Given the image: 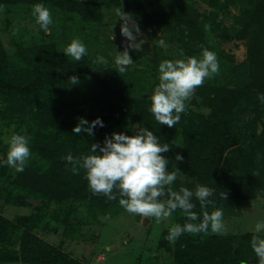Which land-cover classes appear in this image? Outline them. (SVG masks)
<instances>
[{
  "label": "trees",
  "instance_id": "trees-1",
  "mask_svg": "<svg viewBox=\"0 0 264 264\" xmlns=\"http://www.w3.org/2000/svg\"><path fill=\"white\" fill-rule=\"evenodd\" d=\"M204 2L211 10L202 13L194 0H0L9 19L3 30L11 31L13 41L8 49L0 36V119L6 120V127L15 126L14 133L31 137V157L23 171L6 165L8 145L0 139V198L14 207H34L31 200L40 201L35 206L38 214L21 217L16 224L0 214V241L10 227L12 232L24 228L32 235L37 230L54 232L60 222L65 227L64 238L78 243L85 225L98 224L100 217L124 209L118 193L116 200L93 195L85 170L73 174L64 159L69 154H91V145H103L105 137L113 132L132 135L148 128L161 144L168 143V167L180 168L184 176L183 181L174 182L173 189L187 187L194 191L197 185L213 188L215 204L207 208L209 213L216 209L231 213V206L238 202L264 199V103L258 99V94H264V0ZM35 4L51 11L50 31L45 33L40 28L37 38L23 26L10 30L14 14L10 9H33ZM231 5L239 6L237 16H230ZM117 9L138 22L150 39L155 36L158 41L161 32L168 48L175 46L173 53L163 56V49L154 44L157 74L130 66L119 73L115 55L108 53L114 45L99 44L105 11H113L119 18ZM224 13L225 19L234 20L230 26L219 20ZM20 29L26 32L17 34ZM73 38L82 40L88 49V55L80 61L63 53ZM217 38L243 41L246 61L235 64L218 49ZM201 46L214 52L220 65L219 73L206 79L193 96L194 105L201 98L205 109L182 113L173 128L159 124L150 112V97L159 83V64L165 59L183 58L181 50L185 56L202 58ZM92 47L97 48L95 52ZM96 54L108 63L95 62ZM73 75L79 83L92 86L89 94L94 97L80 101L98 103L99 111L79 108L80 102L68 97V77ZM81 117L89 123L99 117L105 126H97L93 136L76 135L73 129ZM178 133L183 139L181 145L175 142ZM177 153L183 161L175 160ZM222 192L227 193L226 200L221 198ZM193 203L202 218L199 201L193 198ZM173 214L175 224L188 222L181 210ZM168 232L162 233L158 249L173 256L172 264H259L251 248L253 233L220 236L209 229L207 234L185 233L172 245L165 239ZM35 242L23 240L21 256L0 248V264H84L79 259L69 260L53 245Z\"/></svg>",
  "mask_w": 264,
  "mask_h": 264
},
{
  "label": "clouds",
  "instance_id": "clouds-1",
  "mask_svg": "<svg viewBox=\"0 0 264 264\" xmlns=\"http://www.w3.org/2000/svg\"><path fill=\"white\" fill-rule=\"evenodd\" d=\"M117 14L122 21L121 35L127 40L124 50L117 52L115 56L116 71L123 73L134 62L129 50L138 49L135 41L141 34V29L130 15L120 9H117ZM32 15L45 33L50 31L53 17L47 7L35 4ZM209 27L206 25V28ZM157 45L165 51L169 47L163 39L158 40ZM63 53L74 61H80L88 55V49L82 40L73 38ZM179 55L183 58L165 59L159 64V83L150 97V112L159 124L169 128L179 123L181 114L187 109V102L195 95L197 88L203 86L206 79L217 75L220 69L217 55L207 48H203L202 58L185 56L183 50ZM95 62L108 63L104 56L99 55ZM68 79L71 85L79 83V78L75 75ZM258 99L264 103V94H258ZM97 126H105L101 118L97 117L89 123L81 117L73 132L76 135L86 133L93 136ZM5 142L8 145L6 165L16 171H23L31 157V137L14 133ZM170 149L168 143H160L153 131L140 128L132 135L113 132L105 137L103 145L92 144L91 154L78 157L69 154L64 159L71 165L73 174L78 175L80 169L85 170L93 195H104L108 200H116L118 193L120 206L130 214L139 215L146 220L155 218L159 223L167 220L173 211L181 210L188 222L183 225L177 223L169 229L165 239L172 245L185 233L207 234L209 229L214 233L221 232L224 227L223 210L216 209L211 213L207 211L209 206L215 204L213 188L197 185L194 191L187 187L173 189L172 185L181 170L178 167L169 170L170 160L165 154ZM183 159L182 155L176 154V161ZM220 196L227 199L225 192L220 193ZM193 198L199 201L202 218L194 211L196 204L193 203ZM251 248L258 257L259 264H264V221L255 225Z\"/></svg>",
  "mask_w": 264,
  "mask_h": 264
},
{
  "label": "rangeland",
  "instance_id": "rangeland-1",
  "mask_svg": "<svg viewBox=\"0 0 264 264\" xmlns=\"http://www.w3.org/2000/svg\"><path fill=\"white\" fill-rule=\"evenodd\" d=\"M194 2L202 13L208 9L211 10L210 6L205 3L204 0H194ZM5 9L7 8L5 7ZM229 9L231 17L237 16L240 13L239 6L235 7L231 5ZM10 10H13L14 13L10 17V30L15 28V26H23L26 28L29 35L37 38L40 37V26L36 23L30 7H14ZM148 10L151 11L150 8ZM113 13V11H105L103 23L99 28V44L104 45L105 43H110L114 45L112 49H108L109 56H116L117 52H122L127 43L126 38L121 35L122 21H120V16L117 18V15L114 16ZM225 16V13L221 14L219 20H223L225 25L230 26L234 20L232 18L225 19ZM8 20L9 19L5 16L4 8L0 6V36L4 46L11 49L13 46V41L10 37L11 31L6 29L3 30ZM26 30L20 29V31L16 33L20 34L26 32ZM157 37L159 38L158 40L163 39L165 41L163 33L159 32ZM20 39L21 37L19 40ZM156 42L155 36L150 39L147 37L146 33L141 30V34L137 36L135 41L138 49L129 50V54L134 61L130 67L141 71H147L152 75L157 74L155 72L156 66L153 63L154 58H156L154 46ZM215 42L219 45L218 49L221 50L225 56L231 57L235 64L246 61L247 48L243 41L217 38ZM66 46L67 45H65V47ZM171 47L173 48H167L166 51L163 49L162 55L173 53L175 46ZM96 49L97 48L92 47V52H95ZM115 56L113 59L114 63ZM149 59H152V63L149 62ZM90 89H92V86L86 82L71 85L68 90V97L72 101L80 102L78 105L79 108H84L86 111L88 109H93L94 112H97L100 110V105L98 103L94 101H80L85 99L88 101L94 97L89 94ZM196 102L197 105H194L192 97V99L187 102L188 106L184 113L189 114V112L192 111L197 112L205 109L202 105L201 98H197ZM237 120L241 121L239 126L243 128L242 116H239ZM14 129L15 126L13 125L6 127V120L0 119V139H2L5 145L7 144L5 141L10 139L11 135L14 134ZM261 129L262 127L260 126V130ZM182 141L183 139L178 133L175 142L181 145ZM183 179L184 176L179 174L176 180L183 181ZM231 210V213L223 214L224 227L222 231L219 233L212 232L213 234L220 236H241L247 233H254L255 225L260 221H264V199L244 200L231 206ZM0 214L10 220L12 224H16L19 218L38 214V210L35 206H10L0 198ZM174 214L172 212L167 220L158 223L155 218L146 220L139 215L130 214L125 209H122L117 213H111L108 217H100V222L98 224L85 225V227L80 230V240L78 243L64 238L63 232L65 227L60 222L55 224L56 230L54 232L37 230L32 232V235L26 233L24 228H16L15 231L12 232L13 228L10 227L11 229L8 231V234L0 241V248L21 256L23 240L30 239L33 243H37L35 241H41L44 244L53 245L60 249L63 255L69 260L70 258L79 259L83 261L84 264H172L174 260L173 256L165 255L159 250L158 243L162 233L175 225Z\"/></svg>",
  "mask_w": 264,
  "mask_h": 264
},
{
  "label": "water",
  "instance_id": "water-1",
  "mask_svg": "<svg viewBox=\"0 0 264 264\" xmlns=\"http://www.w3.org/2000/svg\"><path fill=\"white\" fill-rule=\"evenodd\" d=\"M206 112H207V114H210V109H207ZM31 202H32L35 206H38V205H39V201L31 200Z\"/></svg>",
  "mask_w": 264,
  "mask_h": 264
}]
</instances>
